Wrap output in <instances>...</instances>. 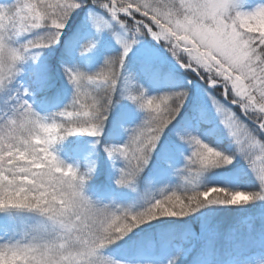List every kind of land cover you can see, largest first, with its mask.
Here are the masks:
<instances>
[{"label": "clouds", "instance_id": "obj_1", "mask_svg": "<svg viewBox=\"0 0 264 264\" xmlns=\"http://www.w3.org/2000/svg\"><path fill=\"white\" fill-rule=\"evenodd\" d=\"M81 11L82 23L95 36L76 42L79 56L92 52L96 37L105 32L118 44V37L133 46L154 42L199 78L234 149L229 152L186 133L179 139L190 154L173 171L178 182L163 194L141 190L140 180L164 130L187 102L190 89L149 94L131 73H124L122 51L105 56L93 71L62 62L71 94L63 106L41 111L37 96L43 85L36 69L47 50L62 44ZM125 100L143 118L124 127L123 143H105L110 117ZM71 137L91 138L86 158L60 154ZM99 150L114 170L112 183L135 193L133 202L105 201L92 193ZM238 158L255 187L214 180L218 170ZM255 204L264 205V0L0 3V217L8 222L0 227V264H142L110 249L154 220ZM180 259L174 254L167 264ZM242 264H264V247Z\"/></svg>", "mask_w": 264, "mask_h": 264}, {"label": "trees", "instance_id": "obj_2", "mask_svg": "<svg viewBox=\"0 0 264 264\" xmlns=\"http://www.w3.org/2000/svg\"><path fill=\"white\" fill-rule=\"evenodd\" d=\"M2 2L3 0H0V3ZM82 18V11L74 16L70 27L66 30L62 44L54 50H47L36 69L37 77L43 85V90L37 96V106L41 111L63 106L71 94V87L62 75L60 62L77 63L86 70L93 71L103 62L105 56L121 51L111 46L102 48V59L97 58L91 62H87L83 56H79L76 52V47H78L76 42L87 39V37H83L84 23H82ZM127 59L129 60L125 62L124 73H130L131 67L136 64L135 66L141 71L144 81L137 80L139 78H133V80L143 86L144 82H168L173 85L172 91L185 86L190 89L191 87L184 80L195 82L198 79L193 73L171 68L166 60L161 63H149L136 58ZM192 110L193 101L189 95L180 115L174 125L165 132L149 167L145 170L140 180L141 190L148 189L153 194H163L178 182L177 177L170 181L165 178L166 160L169 158L170 152H175L179 147L178 144L182 143L177 132L192 126ZM234 110L239 113L238 108ZM143 115L129 101L125 100L120 103L110 117L104 142L124 141V127L139 123ZM201 124L202 134L209 136L214 145L229 152L233 150L223 126L207 121H201ZM90 140L89 137H71L60 146L61 152L75 159L86 158L91 151ZM96 158L99 161V167L91 185L92 193L108 200L114 199L120 204L133 202L136 199L135 193L128 190H118L112 183L114 170L109 166L106 154L99 150ZM117 164L119 165V162ZM238 165L234 163L227 169L218 170L214 174V180L235 184V180L238 178L239 185L255 187L256 181L250 173L240 172L241 169ZM235 175L238 177L233 178ZM259 210L257 204L245 207H210L184 219L161 218L136 229L110 251L123 259L144 260L149 264H155L162 259L163 249L170 247L172 242L194 240L196 246L185 259H180L179 264H225L226 258L232 254L241 258L244 253L259 248L264 242V219L255 216L250 226L241 222L242 216L255 214ZM7 226V220L0 217V227Z\"/></svg>", "mask_w": 264, "mask_h": 264}, {"label": "rangeland", "instance_id": "obj_3", "mask_svg": "<svg viewBox=\"0 0 264 264\" xmlns=\"http://www.w3.org/2000/svg\"><path fill=\"white\" fill-rule=\"evenodd\" d=\"M84 38H89L91 36H95V33L91 31V29L88 27L87 24H84ZM98 39V44L97 47L90 53L86 54L83 56L87 62L94 61L97 58L102 59L103 54H102V48L111 46L112 48L120 49L122 51L121 45L117 43L116 39L109 34L108 32H105L99 36L96 37ZM128 58H136L142 61H146L149 63L152 62H158L161 63L163 60L169 61V65L171 68L174 69H179V70H184L181 69L178 64H176L170 57L169 55L159 49L154 42L151 41H141L140 43L136 44L133 46L131 52L128 55ZM129 60V59H127ZM62 62L59 64L61 65ZM134 64L131 67L130 73L133 78H139L137 80H143L144 78L142 77V73L137 68ZM144 81V80H143ZM189 80H184V82L187 83ZM191 81V80H190ZM194 85V88H193ZM192 89L190 92L191 99L193 101V110L191 112V116L193 119L192 126L187 127L183 131L187 133H195L199 136H201L202 139L211 141L209 136H204L201 132V121H207L210 123H215L218 125H221L219 123V119L216 116L214 110L212 109L211 102L208 100L206 97L204 91H203V85L199 81V78L197 81L193 82L191 81V84L189 85ZM144 87L148 89L149 94H159L163 93L166 91H172L173 85L172 83L168 82H157V83H149V82H144ZM38 107V106H37ZM39 108V107H38ZM40 109V108H39ZM206 119V120H204ZM134 126V124L130 125ZM222 126V125H221ZM224 128V127H223ZM126 139V133H124V140ZM124 141H111L110 143H123ZM179 147L176 149L175 152H170L169 158L166 160V172H165V178L168 179L169 181L174 178L175 176L173 175V171L175 168L182 167L183 164L185 163V157L190 154V150L188 149V146L184 144L183 142L181 144H178ZM232 148L234 149V145H232ZM62 156L67 157L69 159L75 160V158L69 157L63 152L60 153ZM238 158L237 161L235 162L238 167H240L241 171H246L250 173V171L247 169L245 164L243 163L242 160ZM165 161V160H163ZM239 161V162H238ZM259 163V162H257ZM250 175L253 177V175L250 173ZM238 176L235 175L233 178H237ZM254 179V177H253ZM216 182H219L221 184L226 183L225 181L221 180H215ZM235 184H239V180H235ZM105 201H108L106 198H102ZM258 208L260 210L256 212L255 214H250V215H244L241 218V222L244 223L245 225L250 226L252 219L255 216H260L261 219H264V205L262 204H257ZM260 239V238H259ZM196 246V241L190 240V242H182V241H175L172 242L171 246L168 248H164L162 251V259L158 260L155 262V264H167V261L174 255V254H179L181 256V259H185L194 249ZM264 247V242L261 243V246L249 253H244L241 258L237 257L235 254H232L231 256L227 257L226 260L224 261L225 264H242L243 261L246 259L250 258L253 253L259 252V250ZM202 247L200 246V249ZM142 264H149L145 262L144 260L141 261Z\"/></svg>", "mask_w": 264, "mask_h": 264}, {"label": "snow or ice", "instance_id": "obj_4", "mask_svg": "<svg viewBox=\"0 0 264 264\" xmlns=\"http://www.w3.org/2000/svg\"><path fill=\"white\" fill-rule=\"evenodd\" d=\"M117 40L119 41V43H120V45H121V47H122V52H123V59H124V64H125V62H126V60H127V58H128V55H129V53L131 52V50H132V48H133V45H131V44H129L127 41H125V40H122V39H120L119 37L117 38ZM123 70V69H122ZM184 105H185V103L183 104V106L180 108V111H179V114L176 116V118H175V120H173L169 125H168V127L164 130V134H165V132L170 128V126H173L174 125V122L176 121V119H177V117L180 115V113H181V111H182V109L184 108ZM150 106V105H149ZM187 132H185V131H178L177 132V136H178V138H180L181 136H183L184 134H186ZM164 134H163V136H164ZM180 140V139H179ZM160 144H161V141H160ZM160 144L158 145V147L160 146ZM158 147H157V149H158ZM146 219H148V220H152V217L151 216H149V217H147Z\"/></svg>", "mask_w": 264, "mask_h": 264}]
</instances>
